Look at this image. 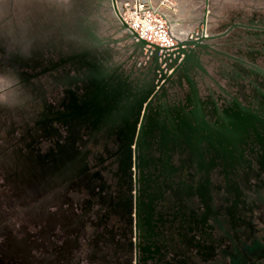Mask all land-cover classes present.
Returning a JSON list of instances; mask_svg holds the SVG:
<instances>
[{
  "label": "flooded vegetation",
  "instance_id": "flooded-vegetation-1",
  "mask_svg": "<svg viewBox=\"0 0 264 264\" xmlns=\"http://www.w3.org/2000/svg\"><path fill=\"white\" fill-rule=\"evenodd\" d=\"M69 3L59 25L49 22L57 32L46 43L36 38L20 50L0 42V66L31 86L39 76L51 82H37L41 118L28 128L25 158L65 168L61 177L54 170L51 184L29 172L42 178L35 196L44 199L36 203L54 200L63 219L60 257L66 264H264V15L219 22L194 63L162 84L157 113L127 143L121 109L128 92L148 82L150 64L104 47L90 21L102 0ZM184 25L177 29L191 31ZM103 84L119 95L103 98ZM92 103L115 108L91 115ZM52 255L47 249L44 261Z\"/></svg>",
  "mask_w": 264,
  "mask_h": 264
},
{
  "label": "rangeland",
  "instance_id": "rangeland-1",
  "mask_svg": "<svg viewBox=\"0 0 264 264\" xmlns=\"http://www.w3.org/2000/svg\"><path fill=\"white\" fill-rule=\"evenodd\" d=\"M117 1L125 8V3L131 0ZM69 2L70 0H0V42L5 40L11 46L18 45L20 50H28L36 38H39L40 43H46L48 36L54 32L49 22L54 20L59 25L58 20H62L71 8ZM152 2L160 11L179 21L185 20L187 12L194 15L193 19L197 21L198 28L190 30L191 33L195 31L197 34L202 27L200 21L204 15V7L207 9L204 33L207 34L221 30L218 24L232 16L240 15L251 19L264 15V0H207L206 5L204 0H152ZM93 5L92 2H88V15L92 14ZM90 21H96L99 39L102 40L104 47L119 46L125 48L123 58L147 60L143 49L133 46V39L127 36L128 31L121 26L118 17L112 11L111 0H102L98 15L93 14ZM92 23L94 25V22ZM56 32L57 29L54 33ZM205 47L207 46L199 47L198 51ZM1 67L0 264H50L49 261H44L47 249L53 252V255L49 256L54 259L51 264H66L60 257L64 251L61 249L63 219L54 213L56 211L54 200H49L48 203L44 200V204L36 203L44 199L43 195L35 196L36 188L39 190L37 186L40 187L37 182L42 181V178L29 175V172L33 171L44 176L43 179L51 184L49 176L55 178L56 171L40 165L30 166V162L25 158L29 145L32 144L28 128L32 133L31 126L41 118L40 114L35 113L41 107L37 95L42 84L37 82L47 86L46 83L49 81H45L44 76H39L35 78L37 82L34 81V85L31 86V80L20 81L9 67ZM49 238L54 241L50 242ZM81 264L90 263L82 260Z\"/></svg>",
  "mask_w": 264,
  "mask_h": 264
},
{
  "label": "water",
  "instance_id": "water-1",
  "mask_svg": "<svg viewBox=\"0 0 264 264\" xmlns=\"http://www.w3.org/2000/svg\"><path fill=\"white\" fill-rule=\"evenodd\" d=\"M113 4V0H111ZM207 0H204V4L206 5ZM206 7L203 8V14L201 18V25L199 34L192 32L191 36L189 38H186L184 40L176 39V43L168 48L165 51L159 52V46L156 44H150V52L148 53L147 60L150 64V77L147 83H145L143 86H140L138 88H135L134 90H131L128 92L126 96L130 97L129 104L124 107L122 106L121 109V115L122 119H124L125 122V137H135L138 138V136L142 133L141 126L143 122L146 124H150L152 121L150 111L152 113H157L155 111L154 105L158 104V99L160 96H162V92H159L162 84L165 83L169 78L181 67L184 68V66L187 63H194L193 59L195 57V53L198 51L199 47L205 46L206 43L202 41L203 39H206L210 37L209 34L204 33V25H205V16H206ZM121 26L125 28V24L121 23ZM198 30V29H197ZM127 36L131 37L133 39L132 44L137 49H143L145 45V41L143 39H135V34L133 32H128ZM170 69V70H169ZM108 74V73H107ZM109 75V74H108ZM109 87H106L105 84H103L98 90L103 95V98H107V96H115L119 95V91L116 92V90L119 87L112 88L111 91H108ZM119 90V89H118ZM114 92V93H113ZM97 93V92H96ZM93 97H96V94L92 95ZM120 99V98H119ZM90 101L87 102L89 104ZM114 107L110 104H103V105H97L92 103L91 108V115L96 114H103L110 116L111 113L108 112V109ZM119 114V113H116ZM109 121L108 117L106 118V121ZM130 135V136H129ZM129 136V137H128ZM142 136V135H140ZM139 136V137H140ZM131 140L129 138V143ZM55 162V161H54ZM53 170L58 171L59 176L61 177L63 174L61 171H64L65 168L63 165L56 166V164L53 165ZM61 174V175H60ZM146 226L149 229L150 227V219L148 218L146 221ZM150 235V233H147L145 235V239H148L147 237ZM150 241V240H148Z\"/></svg>",
  "mask_w": 264,
  "mask_h": 264
},
{
  "label": "built area",
  "instance_id": "built-area-1",
  "mask_svg": "<svg viewBox=\"0 0 264 264\" xmlns=\"http://www.w3.org/2000/svg\"><path fill=\"white\" fill-rule=\"evenodd\" d=\"M116 16L129 32L135 34V39L145 41L143 47L145 58L150 52V44L158 45L161 52L176 43L166 14L160 11L152 0H131L125 3L124 10Z\"/></svg>",
  "mask_w": 264,
  "mask_h": 264
},
{
  "label": "bare ground",
  "instance_id": "bare-ground-1",
  "mask_svg": "<svg viewBox=\"0 0 264 264\" xmlns=\"http://www.w3.org/2000/svg\"><path fill=\"white\" fill-rule=\"evenodd\" d=\"M112 6H114L112 4ZM117 9L119 14H121V12L124 10V7L121 5V3H117ZM179 10V9H178ZM168 18L169 24H170V29H171V34L175 39H179V40H184L186 38L192 37L191 36V31L188 30H184V29H177V24L179 23V21L173 17H171L169 14H167L166 12H164ZM118 14V16H119ZM206 17V16H205ZM206 19V18H205ZM126 29V28H125ZM127 30V29H126ZM128 31V30H127ZM129 32V31H128Z\"/></svg>",
  "mask_w": 264,
  "mask_h": 264
},
{
  "label": "crops",
  "instance_id": "crops-1",
  "mask_svg": "<svg viewBox=\"0 0 264 264\" xmlns=\"http://www.w3.org/2000/svg\"><path fill=\"white\" fill-rule=\"evenodd\" d=\"M194 15H192L191 13L189 14L187 12L186 18H185V26L190 27V29L195 30L196 28H198V25L196 24L197 21H195V19H193ZM210 69V68H209ZM217 79L219 81V83L221 84H225L227 81V76L224 74H221L219 76H217Z\"/></svg>",
  "mask_w": 264,
  "mask_h": 264
}]
</instances>
